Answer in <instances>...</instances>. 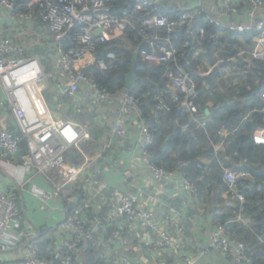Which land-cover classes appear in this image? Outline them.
I'll use <instances>...</instances> for the list:
<instances>
[{"label": "built area", "instance_id": "1", "mask_svg": "<svg viewBox=\"0 0 264 264\" xmlns=\"http://www.w3.org/2000/svg\"><path fill=\"white\" fill-rule=\"evenodd\" d=\"M200 1L206 3V14L214 15L208 22L220 32L236 35L242 43L235 56L217 58L208 69L199 62L193 67L185 53L177 54L169 37L156 33L159 29L168 33L188 29L187 36L195 42L191 46L185 42L183 47H192L193 59L197 58L202 53L206 36L203 29L196 34L189 31L201 14L194 8L180 9L177 18L172 20L164 11L155 8L154 0H134L133 10H124L120 15L108 12V0H0V105L7 107L26 145L28 153L22 158V167L43 175L51 171L58 174L59 183L51 193L38 192L39 200L46 206L52 200H59L63 206L56 233L47 236L41 244L37 240L27 244L34 235H31L23 211L0 192V253L12 250L18 253L14 264H76L80 263L81 254L100 245L99 233L105 219L103 222L97 215H90L94 213L91 201L84 199L80 192L69 190L93 165L82 153V145L90 137L84 115L86 103L92 109L100 104L117 106L119 119L112 133L121 140L128 136L124 119L135 116L139 121L140 154L146 160L144 149L152 143L153 136L141 119L137 102L125 92L111 93L99 87L89 71L106 73L118 58L115 53L108 52L105 60L99 59L95 53L97 46L122 36L128 28L135 30L145 46L140 52L141 59L166 66L163 77L169 83L168 96L188 119L181 126L183 130L189 128V123L196 129L207 123L208 117L199 111L198 100L202 90H209L205 79L215 67L224 65L222 73L213 80L214 90L223 85L235 95L240 89H248L251 83H258L253 63H264V0ZM137 13L143 14L138 21ZM215 40L211 35L207 43H215ZM36 48L45 54L40 55ZM179 56L184 66L178 62ZM228 67L230 70L226 71ZM197 78L202 79L201 86ZM45 94L51 99L49 105ZM259 100L260 105L249 109L240 123H247L255 114L261 115L262 126L254 132L253 140L256 145H264V90ZM67 101L76 107L77 119L59 123L50 107L59 110ZM155 110H167L165 98H157ZM238 127L229 132L222 130L220 137L233 136ZM19 143L17 135L0 126V161L11 162L19 153ZM71 150L84 158L81 164L67 162L66 154ZM240 165H246V161ZM221 168L226 194L237 203L235 221L242 222L247 200L240 191V182L248 179V174L230 166ZM147 169L150 185L173 178V173L163 167L147 164ZM181 188L191 197L196 194L195 185L186 179L182 180ZM68 205L72 206L70 210ZM105 216L107 223L119 220L130 230L144 233L142 250L150 255L152 264L163 252L181 255L184 250L182 240L169 232L172 217H158L135 195L119 196ZM177 231L182 232L181 229ZM209 251L219 253L231 264H251L245 253L246 246L230 240L224 224L217 223L213 227L198 257ZM197 259L185 255L183 263L197 264ZM115 264L143 263L118 252Z\"/></svg>", "mask_w": 264, "mask_h": 264}, {"label": "crops", "instance_id": "2", "mask_svg": "<svg viewBox=\"0 0 264 264\" xmlns=\"http://www.w3.org/2000/svg\"><path fill=\"white\" fill-rule=\"evenodd\" d=\"M154 1L164 11L169 9L180 11V9L187 7L194 8L208 18L214 16L206 14V3L200 0ZM119 38L121 36L115 40ZM127 47L132 49L130 44H127ZM219 53L220 48L212 55L210 54L211 56L200 55L197 57L198 62L203 63L205 69H208L217 58H220ZM212 60H214L213 64H211ZM220 73H222L221 66L210 82L213 83L214 78H217ZM217 91L218 95L219 93L222 96L227 95L222 86ZM211 104L208 103L207 106L211 107ZM61 106L59 110H55L53 106L50 107L57 122L76 121V107L72 102H64ZM84 115L87 120L86 129L90 137L83 143L82 153L84 157L89 158L93 165L69 190L81 191V196L91 201L94 213L99 215L104 209L105 214L100 219L103 222L105 219V223L99 233L100 245L81 254L80 263L76 264H115L118 252L123 253L124 256L139 259L143 264H152L150 255L144 254L142 250V243L145 240L144 233L130 230L127 225L119 220L107 223L105 215L109 206L119 196L125 194L139 197L143 205L152 209L158 217L170 215L172 221L169 232L171 236L183 242L184 250L181 255L169 252H163L160 255L156 253L158 256L155 264H184L183 257L185 255L196 256L198 258L197 264H231L219 253L213 251L198 257V252L208 241L209 233L219 223L218 218H221L222 215H228V221H234L235 215L233 216L231 211L236 207L233 206L235 202L229 198L226 192L217 187L208 192L209 186L205 184L206 186L203 185L200 189L202 195L199 196L196 193L193 197L182 190L183 178L187 177L194 182H201L202 173L198 170L201 168L209 170L210 168L209 163L212 160L208 156L200 157V144L195 143V146L189 151L190 158L199 163L194 171L184 167L173 174L172 179L153 186L149 184L150 173L147 169V156L144 161L140 154L138 119L132 115L124 119L128 136L121 140L112 133L113 125L119 119L117 106L107 107L100 104L92 109L86 103ZM0 126L15 135L18 134L16 125L4 104L0 105ZM153 143L158 145L156 139ZM220 144L219 141L217 144L209 145V149L216 153L214 157H211L215 160L224 151V144ZM17 157L18 155L9 163L0 161V192L13 201L15 198L19 199L20 209L32 230L31 235H36L35 229L38 230L39 235L41 230L48 232L42 237V241L39 243L41 244L47 236L56 233V226L62 219L61 210L63 206L59 200H52L46 206L41 203L37 193H51L55 185L59 183L58 174L51 171L43 175L36 173L33 169L27 171L21 165L23 157L20 161ZM66 159L68 163L79 165L84 158L71 150L66 154ZM222 163L221 165L224 166L225 164ZM178 229L182 231L180 234ZM17 256L19 254L13 250L0 253V264H14Z\"/></svg>", "mask_w": 264, "mask_h": 264}, {"label": "trees", "instance_id": "3", "mask_svg": "<svg viewBox=\"0 0 264 264\" xmlns=\"http://www.w3.org/2000/svg\"><path fill=\"white\" fill-rule=\"evenodd\" d=\"M134 7V0H108L107 2L108 12L114 15H120L124 10L130 12ZM155 8L164 11L158 5ZM164 12L172 20L176 19L180 13V11L174 9L165 10ZM142 17V13H137L136 20L138 21ZM208 19L206 15L200 14V17L189 28V31L194 34L200 29L205 32L206 41L202 44L200 55H212L220 48L219 55L221 58L235 56L238 48L242 47V43L237 40L236 35L218 31L214 25L208 22ZM187 31L188 29H180L174 33H168L164 29H159L156 33L160 37H169L172 43L175 44L177 54L185 53L192 66L195 67L198 63V58L193 59L195 51L192 47H183L185 42L189 46L194 45L195 42L194 38L187 36ZM211 35L216 37L215 43H207ZM127 44L132 45V49L127 47ZM144 48L145 46L137 37L136 31L128 28L121 38L96 47L95 53L99 59L105 60L108 52H113L118 56L111 69L106 73L95 69L89 71L99 87L111 93L117 90L125 92L137 102L142 121L149 128L153 141L155 139L158 141V145H154L152 141L144 149L147 153L148 164L163 167L167 172L173 174L184 167L194 171L199 163L190 158L189 151L195 146V143L200 144V157L204 155L212 160L209 163L210 166L208 165L210 168L209 170L205 168L198 170L202 173L201 182H194L187 177L183 178L195 185L196 193L199 196L202 195L200 189L203 185L209 186L208 192H211L215 187L226 192L227 187L222 180L223 171L221 167L223 165H221V162L225 164L224 167L230 166L236 171L248 174V179L240 182V191L247 200L246 211L242 217L244 219L247 217L248 225H246L247 223L236 222L235 218L234 221L228 223V215H222L218 220L219 224L225 225L230 240L241 242L246 246L245 253L251 264H264V145H256L253 140L254 132L262 126V116L255 114L247 123H240L249 109L260 105L259 94L264 90V63H253V66L257 69L258 83H251L248 89H240L235 95L230 90H226V96H222L220 93L218 95V91L214 90V84L212 82L207 83L209 90H202L198 100L199 111L208 117L207 123L200 129H196L193 123H189V128L183 130L181 126L188 122V119L185 112L168 96L169 83L163 77L166 66L143 61L140 52ZM36 51L40 55L45 54L40 49ZM133 55L137 56L136 80L131 88H127L126 76L130 70ZM177 60L184 66L180 56ZM213 61L211 64H213ZM197 82L199 86L202 85V79L197 78ZM159 97L165 98L167 110H155L157 98ZM208 103H212V106L208 107ZM237 126H239L238 130L233 136H228L225 139L220 137L222 130L229 132ZM17 136L20 138L17 157L20 161L28 152L19 133ZM219 141H223L224 151L215 160L211 157H214L216 153L209 149V145L217 144ZM243 161H246V165L241 166L240 163ZM234 205L236 207L231 211L233 216L237 212V203L235 202ZM71 207L70 205L67 206L69 210ZM104 212L103 209L99 215L96 213L90 215L94 216L95 214L101 218L105 214ZM47 233L41 230L37 243L41 242L42 237Z\"/></svg>", "mask_w": 264, "mask_h": 264}, {"label": "water", "instance_id": "4", "mask_svg": "<svg viewBox=\"0 0 264 264\" xmlns=\"http://www.w3.org/2000/svg\"><path fill=\"white\" fill-rule=\"evenodd\" d=\"M26 1V0H24ZM137 63V56L133 55L132 60H131V67L130 70L126 76V87L127 88H131L134 85V82L136 80L135 77V66ZM224 65L222 64L221 67H223ZM219 68L215 67L210 74L206 77V82H210V80L214 77V75L218 72ZM36 235L34 237H32L31 239H29L28 243H31L33 241H36L39 238V232L37 229H35Z\"/></svg>", "mask_w": 264, "mask_h": 264}, {"label": "rangeland", "instance_id": "5", "mask_svg": "<svg viewBox=\"0 0 264 264\" xmlns=\"http://www.w3.org/2000/svg\"><path fill=\"white\" fill-rule=\"evenodd\" d=\"M36 49H40V48H36ZM41 51H42V49H40ZM228 70H230V67H228L227 69H226V71H228ZM49 71V70H48ZM224 73V72H223ZM220 81V80H219ZM232 82V81H231ZM221 83V82H220ZM222 88L224 89V90H227V87H225V86H223L222 85ZM45 97H46V99H47V102H48V105L49 104H51V99H48V94H45ZM14 203L18 206V207H20L21 208V204H20V201H19V199L18 198H15L14 199ZM248 219H247V217H245V219H242V222H244L246 225H248V221H247Z\"/></svg>", "mask_w": 264, "mask_h": 264}]
</instances>
